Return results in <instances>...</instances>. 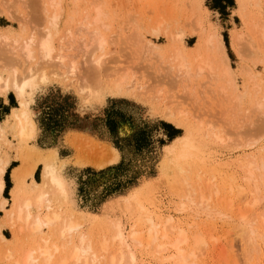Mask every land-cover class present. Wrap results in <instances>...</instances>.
I'll return each instance as SVG.
<instances>
[{
  "label": "rangeland",
  "instance_id": "374dc122",
  "mask_svg": "<svg viewBox=\"0 0 264 264\" xmlns=\"http://www.w3.org/2000/svg\"><path fill=\"white\" fill-rule=\"evenodd\" d=\"M48 1L0 0V36L8 40L0 41V70L5 59L13 55L15 61L11 58L12 64H8L20 75L27 66H34L38 59L26 62L23 68L20 51L12 53L14 40L19 45L34 37L36 48L48 34L52 55L61 54L75 61L80 71L74 78L61 79L53 75L61 73L56 60L48 66L39 62L36 70L50 76L46 83L38 84L31 101L26 95L37 128L34 138L28 141L22 142L16 133L12 110L19 106L14 92L6 98L0 95V166L8 164L3 177L7 183L2 194L7 200L5 208H10L11 192L17 184L29 190L34 182H42V167L38 166L33 175H29L30 168L54 151L55 167L70 193L63 208L73 211L76 219L83 215L82 227L89 228L93 238L100 237L101 228L115 217L127 227L140 224V212L144 210L161 224L171 219L187 236L198 235L205 241L206 245L195 253V264H264L261 218L253 222L261 238L253 236L255 245H251L252 240L247 242L241 236L237 215L246 202L252 204L264 198V176L253 182L257 192L253 179L247 178L254 168L247 163L248 156L264 162V0ZM55 4L60 6L58 11ZM55 12H59L58 19L53 22ZM94 18H99L98 23L93 24ZM89 22V29L97 30L104 41L102 48L94 52L103 62L96 74L87 64L81 65L87 58L81 38L90 36L87 29L78 30ZM217 40L222 41L224 54L219 52ZM178 51L179 58L174 54ZM182 59L185 68L180 69ZM9 61L6 59V64ZM200 63L209 64L212 73L208 67L199 73L196 66H202ZM6 64L5 72L11 71ZM223 66L229 69V76L221 75ZM79 84L90 85L101 100L81 94ZM95 86L101 87L96 91ZM169 135L179 136L170 141ZM180 137L186 139L173 143ZM98 148L117 150L118 161L102 169L80 166L85 159L93 158ZM238 188L248 190L247 201L237 197ZM202 196L212 202L208 200L203 209ZM229 200H233L231 206ZM263 203L264 199L257 201L251 213L262 210ZM5 215L6 211L0 210V224ZM14 233L2 229L9 246L16 243ZM48 234L45 230L41 235ZM25 235L21 238L27 239ZM114 245L111 250L116 248ZM136 256L143 259L142 264H172L162 261L161 256L154 258L153 250L137 251Z\"/></svg>",
  "mask_w": 264,
  "mask_h": 264
},
{
  "label": "bare ground",
  "instance_id": "6f19581e",
  "mask_svg": "<svg viewBox=\"0 0 264 264\" xmlns=\"http://www.w3.org/2000/svg\"><path fill=\"white\" fill-rule=\"evenodd\" d=\"M42 2H43V0H42ZM48 2L53 3V0H49ZM55 5L57 6L58 4H55ZM49 8H51V4L49 5ZM59 8H60V6L58 5L57 11L59 10ZM56 12H55V14L53 13V15H52V16H54V17H52L53 22L56 20L58 13H59V12L58 13H56ZM7 14H8V12H7ZM94 15L96 16L95 12H94ZM52 18L49 17V19H50L49 21H50L51 25H49V24H47V25L52 26L54 24L51 21ZM82 18L84 19L85 16ZM83 19H82V21H84ZM97 20H99V18L98 19L96 18L93 21V24L98 23ZM80 24H81V22H80ZM91 25H92V23L89 22L86 26H84L83 28L81 27L78 30V31H83L84 29H87L85 31H86L88 37L90 36V38H88V39L83 38V37L81 38V45L84 47V49L86 51V52H84V55L86 53L85 56L87 57V58L83 59L84 62H82L83 64H81V65H83V67H84V65L87 64L89 67V70L92 68L91 69L92 71H94V72L98 71L99 72V68L103 65V62L101 60L102 57H101V59L96 58L94 56L95 55L94 52H95V50H99L102 48L104 41L101 39L100 34L97 30H95V29L90 30L89 29V27ZM95 26H97V25H95ZM53 27H55V26H53ZM47 31H49V29ZM47 31H45V33ZM54 33H55V30H54ZM66 33L68 34L67 36H69V32H66ZM77 33H79V32H77ZM80 36H81V34H80ZM181 36H183V35H181ZM181 36L179 38H181ZM207 36H209V35H207ZM236 37H237V35H236ZM0 38H1L0 41L7 40V38L5 36H0ZM33 38L29 37L27 40H24L23 42L21 41L22 43L19 45H16V44H18V41L14 40L15 46L12 45L13 41H10L12 43L11 45L13 46V49L11 48L12 46L10 47L12 49V53L15 54V51L17 49L20 51V53L23 57V60L25 63L22 66H25L26 62H27V64H29L30 62L32 63V61H35L37 59L39 60V62L41 64H44V65L50 64V62L52 63L54 60H56L57 66H60L61 73L60 74H58V73L53 74L55 77H62L61 79H63V78L67 79V78H72V77L74 78L75 76H77V74H78L77 71H79V69L77 70V64L75 63V61H70L71 59L67 60V57H65L61 54L56 53L54 56L52 55L53 47H52V42L50 40V36L48 34H47L45 39L38 41L40 43L37 44L38 46L36 48H34V45H35L34 39H36V38H34V39ZM173 38L175 39L174 36H173ZM71 40H73V39H71ZM207 41H209V40L206 39V44L208 43ZM239 41L241 42L240 39H239ZM4 45H6V43H4ZM4 45L3 46L1 45V46L4 47ZM207 45H209V43ZM217 46H218L219 52H222L224 54L225 49H224V46L222 44V41L217 40ZM145 47H147V46H145ZM7 48H9V47H7ZM61 48L62 47H60V49ZM149 48L152 51L151 47H148L147 50L149 51ZM154 48H156V47H154ZM4 50H6V49H4ZM60 51L58 49L59 53H60ZM8 52H9V50H8ZM176 53H177V57L179 58V56H181L178 54L179 51L175 52L174 54H176ZM3 54H5V52ZM13 56L6 58L7 61L10 60L9 62H7V64L11 62V60L13 59ZM172 56H173V54H172ZM6 59H5V61H6ZM15 59H13V60L15 61ZM209 59L211 60V58H209ZM5 61L3 62L4 66L6 64ZM182 61H183V59L181 60V62ZM204 61L206 62V60H204ZM225 61L222 62L220 60V62H222V63H226ZM17 62H19V60H17ZM39 62L34 63L35 65L31 66V67H28L26 65L27 69L24 71L25 73L23 72V74H21V75L18 72V70L13 69V67L11 68L12 65H10V64H12V63L8 64L9 67L6 64V67L11 68V71L5 72V69L3 68L4 66L1 67V70H0V95L5 97L9 93L14 92V95L18 99V106L19 107L17 108V110H15V109H14V111L12 110V117L16 121L15 124H16L17 136H18L19 140H21L22 142L33 139L35 134H36V131H37L35 122L32 120V118L30 116L31 110L28 107V105H29L28 100L25 99L26 95L29 97V101H31L33 91L37 88L38 84L46 83L48 81V76H50V75H47L44 72H42L43 70L41 72H38V70H36L37 66L39 65ZM15 63H13V64H15ZM182 63H179L180 69L182 67L185 68L184 63L183 64ZM202 63H204V62H202ZM0 65H1V63H0ZM44 65H43V67H44ZM201 65L202 66H199V65L196 66V70L198 69L199 73H202L203 71H205L206 67L209 68V69L207 68L208 69L207 71L210 70L211 72L210 71L209 72L212 73V69H211V66H209V64H205L204 66H203V64H201ZM18 66H19V63H18ZM26 66L23 68H26ZM47 66H45V67H47ZM176 66H178V65H176ZM20 67H21V64H20ZM8 68H7V70H9ZM78 68H79V66H78ZM167 68H168V66H167ZM169 68L170 69H168V70L172 71L171 67H169ZM40 69H41V67H40ZM57 70H58V68H57ZM175 71L178 72L177 74H179V77H180L179 71L177 69ZM184 71L188 72L185 69H184ZM213 71H214V69H213ZM221 72H223V73H221ZM221 72H220L221 75L224 74L225 76L226 75L229 76V73H230L228 68H225L224 70L221 69ZM4 73H6V74H4ZM37 73H39V74L37 75ZM93 73H90V74H93ZM95 74H96V72H95ZM86 75H87V73H86ZM185 75L182 74L181 76H185ZM80 76H82V75L80 74ZM83 76H84V74H83ZM210 76H213V74H211ZM84 77L86 79V76H84ZM217 77L218 76H216V78ZM251 77L252 76H250V78ZM82 79H83V81H86V80H84V78H82ZM96 79H98V78H96ZM232 79H233V77H232ZM87 80H89V79H87ZM230 81L231 80H229V82ZM114 84H115V82H114ZM226 84L228 85V82ZM79 85H78V87H79V91L81 94L86 95V97L89 99L95 98L97 101L101 100L100 96L96 97L94 95V93L92 92V88H90V85H89V87L86 85L85 86H83V85L79 86ZM87 87H88V89H87ZM98 87H101V86H97L96 91H98ZM115 87L117 88V91L121 90V89L118 90V88H120L118 84ZM231 87H232V83H231ZM125 88H127V86H125ZM138 88H140V87H138ZM90 89H91V91H90ZM233 89H235V88L233 87ZM101 90L102 89L100 88V91ZM113 90H115V89H113ZM219 90L220 91L223 90L222 87H220V85H219ZM167 114L164 113V115H167ZM177 116H178V114H177ZM172 123L174 124V122H172ZM190 132H191V130H190ZM185 139L186 138H184V137H180V138H177L173 143H176L179 141L182 142V140L184 141ZM198 144H199V141H198ZM103 148H101V149L98 148L97 152L93 151V152H95L94 157L92 158V156H93L92 155L90 157V159H87V160L85 159V161L82 162L80 164V166L84 167V166H88V165L89 166L93 165L96 168L102 169L108 164L116 163L119 159V155H118L117 150L111 148V149H107V151H106V150H104L105 148L104 149ZM174 148H176V147H174ZM178 148H179V146H178ZM182 148L184 149V147H182ZM262 149H264V148H262ZM181 152H182V150H181ZM185 152H187V151H185ZM190 154H195V153L189 152V155ZM249 154H247V156ZM172 155H173V153H172ZM182 156H185V155L182 154ZM249 157L250 156H248L247 163L249 164V166H250V163L253 164L252 166L254 168L252 169V171H248L249 177H247V178L253 179V181L251 180L252 184H253L254 180H257L258 177L264 176V162H260L261 161L259 159L260 157L257 158L260 163L255 161L253 157H252L253 161H251L252 158L249 159ZM87 158H88V156H87ZM56 159H57V154L54 151H50V153L48 155L44 156L43 158H39L38 161H35L36 163L34 162V164L30 168V171H29L30 174L29 175H33V173L35 172V169L38 166H41L42 167V169H41L42 182L41 183L34 182V184H32L31 187H29L30 188L29 190L24 189L23 187H20L21 185L17 184V186L11 192V206L9 209L5 208L7 200L5 198H1V195L3 194L4 188H5V182H4L3 177L5 175L8 164L6 162L4 165L0 166V199H1L0 200V210L6 211V215L3 219V222L0 224V242H2V245H0V255L2 256V264H102V263L107 264V262H108V264H142L143 259L137 258L136 252L137 251L142 252V251H148V250H150V251L153 250V257L154 258H157V257L160 258V256H161L162 261H164V262L169 263L171 261L172 264H195L194 260L197 258L195 253L197 250L200 249V247L206 245L205 241L198 235H196V236L193 235L192 237H190L191 235L187 236L186 235L187 232L185 233V231L182 230L181 228L175 227L172 224L171 219H168L163 224H161L151 214L147 213L144 210H141V212H140V221H139L140 224H136V223L132 224L131 223L127 227V225L123 221L119 220L118 217H117L118 219H115L116 218L115 217L114 219H109V221H107L108 223L104 226V229L101 228V231H99L100 234L98 235L100 237L93 238L92 235H90L89 228L84 230L82 227V224H84V222H85L84 221L85 217H83V215H81V217H79V219H76L74 214H73L74 213L73 211H69V210H67V208L66 209L63 208V207H65V204H67V202L69 201L70 193H69L68 185L65 183V180H63V178L61 177L62 175L60 176L59 172L57 171V169L55 167ZM184 161H186V159ZM168 162H166V163H168ZM189 163H190V161H189ZM166 166H167V164H166ZM183 166H185V165H183ZM251 167H249L250 168L249 170H251ZM173 168H174V165H173ZM181 168H183V167H181ZM176 169H178V171L180 170L179 167H177ZM253 170H255V175H258V176L255 177L253 175V173H254ZM258 171H259V174L261 176H259V174H256V172H258ZM179 172H182V171H179ZM260 172H263V174ZM262 182H264V179ZM253 185L255 187V184H253ZM263 186H264V184H263ZM256 189L257 188L255 187V190ZM257 190H256V192H257ZM205 197L206 196L201 197L203 199V200L201 199V201H203L202 202V205H203L202 209L206 208V205H208L209 203L212 204V202L209 200V198H208V200L210 202ZM237 197L240 200L244 199L247 201L248 198L250 197V194L248 193L247 189L238 188ZM263 199L264 198L257 199L252 204H249L248 202L245 201L246 203L244 202L245 203L244 205L246 207L239 209V213L237 214L239 219H240L239 230H240L241 236H243L247 240V242L250 241V243H251L252 238H254L253 236H257L258 238H261L258 236L259 232H261V231H259V229H258L259 227L254 225L253 222L258 221L259 218H261L262 224L264 226V203L261 205L262 210L255 211L254 214L251 213V211H252L251 209H253V206L255 205V203H257V201L259 203ZM128 200L129 199H126V201H128ZM240 200H238V201H240ZM207 201L209 203H207ZM232 202H233V200H229L228 205L231 206ZM128 207H131V204ZM208 210H210V209H207V211ZM210 212H212V211L210 210ZM137 213H139V212H137ZM134 216H136V215L134 214ZM248 218L250 220H248ZM86 220H87V218H86ZM88 220H90V219H88ZM97 222H99V221H97ZM98 225H99V223H98ZM3 228L11 230V232L12 231L15 232L14 233L15 239H16L15 245H13V246L8 245L9 240L5 239L4 236L2 235V229ZM45 230H47V232L49 234H48V236L43 237L41 234ZM23 233L24 234L27 233V236L25 235L27 237V239L23 238L24 241H27L26 243H24L23 239L21 238V235ZM106 233H109L110 237H105ZM173 235H174L173 238L170 237ZM261 236L263 238V235H261ZM245 243H246V241H245ZM252 243H251V245H255L253 240H252ZM114 244H116V248L115 249L113 248L114 250H111L110 247H111V245L115 246ZM246 245H249V243H246Z\"/></svg>",
  "mask_w": 264,
  "mask_h": 264
},
{
  "label": "trees",
  "instance_id": "16d2710c",
  "mask_svg": "<svg viewBox=\"0 0 264 264\" xmlns=\"http://www.w3.org/2000/svg\"><path fill=\"white\" fill-rule=\"evenodd\" d=\"M9 113V111L5 114V115H7ZM170 125V124H169ZM177 136H179V135H176V136H168V138L170 139V141H172L175 137H177ZM4 182H5V189H6V187H7V183H6V179L4 180ZM9 188H10V186H9ZM8 188V189H9ZM8 189H7V191H8Z\"/></svg>",
  "mask_w": 264,
  "mask_h": 264
},
{
  "label": "crops",
  "instance_id": "0c3cea01",
  "mask_svg": "<svg viewBox=\"0 0 264 264\" xmlns=\"http://www.w3.org/2000/svg\"><path fill=\"white\" fill-rule=\"evenodd\" d=\"M1 198H4L2 195H1ZM1 200V199H0Z\"/></svg>",
  "mask_w": 264,
  "mask_h": 264
}]
</instances>
